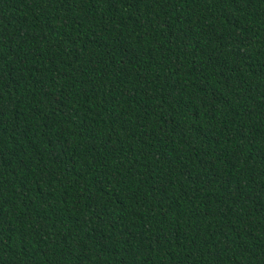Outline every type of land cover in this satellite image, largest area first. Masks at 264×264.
I'll use <instances>...</instances> for the list:
<instances>
[{
	"label": "trees",
	"instance_id": "1",
	"mask_svg": "<svg viewBox=\"0 0 264 264\" xmlns=\"http://www.w3.org/2000/svg\"><path fill=\"white\" fill-rule=\"evenodd\" d=\"M0 264H264V0H0Z\"/></svg>",
	"mask_w": 264,
	"mask_h": 264
}]
</instances>
